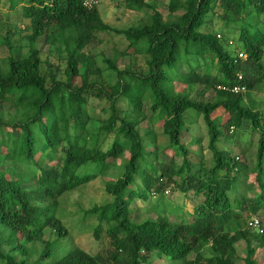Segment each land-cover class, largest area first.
<instances>
[{
    "label": "trees",
    "instance_id": "trees-1",
    "mask_svg": "<svg viewBox=\"0 0 264 264\" xmlns=\"http://www.w3.org/2000/svg\"><path fill=\"white\" fill-rule=\"evenodd\" d=\"M124 2L152 13L117 28L104 21L98 6L89 9L82 0H0V7L28 21L29 30L26 52L7 35L12 52L0 58V264H153L163 256L188 264H261L264 97L256 92L264 90V0H165L167 18L148 0ZM219 19L235 24L236 39L214 29ZM101 31L127 41L114 58H104L107 75L86 51ZM42 36L63 54L65 67L42 57ZM139 55L145 57L142 66L136 65ZM120 57L130 62L120 67ZM208 59L215 73L198 70ZM185 65L188 78L181 72ZM177 82L202 84L199 94L213 89L215 99L193 98ZM5 103L10 107L4 111ZM199 116L212 153L208 167L210 160L182 141L187 118ZM155 119L168 140L164 152L172 148L182 156L180 165L160 161L161 151L146 148V138L156 141L154 127L140 125ZM244 120L258 137L254 165L246 151L230 145ZM116 165L124 170L108 177ZM98 176L112 200L85 213L96 217L92 234L101 247L77 246L51 260L57 242L69 234L56 216L59 198ZM172 188L193 207L172 209L175 220L165 213L171 207L164 197ZM151 192L163 199L162 207H152L157 216L134 219L132 200ZM252 216L261 229L249 228ZM46 228L54 239L45 238ZM242 241L246 250L239 255ZM34 242L44 248L32 258L27 243ZM207 247L208 256L202 253Z\"/></svg>",
    "mask_w": 264,
    "mask_h": 264
},
{
    "label": "rangeland",
    "instance_id": "rangeland-1",
    "mask_svg": "<svg viewBox=\"0 0 264 264\" xmlns=\"http://www.w3.org/2000/svg\"><path fill=\"white\" fill-rule=\"evenodd\" d=\"M98 8L100 9L102 18L105 22L111 24L113 27L121 28L125 26H129L132 24H137L139 22H144L148 19V15L152 13L151 9H132L129 8L124 0H99ZM152 3L165 18L169 15V10L167 5L165 4V0H148ZM20 7V6H18ZM20 9V8H19ZM181 11L176 14H180ZM28 24L27 20L21 19L18 17V13L10 12L7 7H0V58H6L10 52L7 45L4 43L5 36H10L13 44L15 46H20L23 52H26L28 47V41L26 38L27 30L26 25ZM235 24L230 23L226 25V22L222 19L217 20L214 29L217 31L223 32L225 35L229 37L235 38L238 35V32L235 31ZM127 45L126 39L122 36L112 33L110 31L106 32H98L97 38L94 39L86 48L90 54L93 53L96 58V63L105 70V75L109 73L107 71V64L104 61V58H114L116 56V50H120L125 48ZM39 47L41 50V55L44 59L50 60L52 63L57 64L62 69L65 67V59L63 58V54L60 53L54 46L51 47V44L47 43L46 38L44 36L39 38ZM231 49V48H230ZM246 56V53H244ZM199 60H197L198 62ZM203 60H200L202 62ZM130 60L127 57H120L118 59V65L120 67H124L128 64ZM145 63V57L143 55H139L136 57V65L142 66ZM196 63V62H194ZM209 70L211 73H215L217 69L215 68V64L211 62L210 59L207 60L206 68H198L200 72L203 70ZM187 68L186 65L181 68V72L185 73V77H189L186 74ZM178 83V90H188L191 92V96L196 99H215V91L213 89L206 90L204 96L199 94L204 88L202 84H190L185 85L183 82ZM251 92L247 93L246 96L249 98L251 96ZM257 98L264 97V90L256 92ZM9 104H4L2 109L5 111L9 109ZM146 110H148V106H145ZM97 114L103 117L107 116V113L102 109L97 108ZM146 126H153L154 132L156 135V141H152L150 139H145V146L147 149L156 148L159 151V160L168 162L171 159H174L177 165L182 163L183 157L179 155H174L175 152L171 148L169 150L166 149L168 145L167 138L162 134V130L160 128V123L158 119H155L154 123H147L144 121L140 127L145 129ZM233 128V127H232ZM234 137L236 144H230L232 150L235 152H247V156L249 157L250 165L255 164V153H256V144H257V135H252L250 130V122L244 120L242 126L240 128H234ZM197 139V141L195 140ZM182 141L183 143L192 149V151L196 152L203 156L204 159L210 160L207 162V167L211 165V151L208 148V135L207 130L203 121L202 116L198 118L188 117L185 126L182 129ZM163 150V151H162ZM199 159V158H198ZM198 159L196 160L198 163ZM122 165L112 166L109 172L106 174L110 178L116 179L119 174L123 171ZM251 175V174H250ZM141 187V186H140ZM254 192V190L250 189L249 194ZM149 195V194H148ZM112 200V196L108 194L104 187V181L102 176H98L92 181H90L86 185H82L77 189L67 192L63 194L59 198V205L57 208L56 216L60 217L63 224L69 231V234L57 242L55 246V251L51 257V260L63 255L68 250L74 247H81L85 250L95 251L99 250L101 245L94 241L92 225L97 221L95 216L86 215L85 210L89 209L95 204H103L107 201ZM162 198H159L158 194L151 192L147 199H141L139 197L132 200L131 204V214L134 219H141L144 216L156 217L157 210L156 208L152 209V207H162ZM164 201L166 204L170 205L171 210L165 212L166 215L171 219L175 220V212L172 209H176L177 207L184 206V210L192 211L193 207L190 201L186 200L182 197V194L172 188L168 189L165 194ZM152 209V210H148ZM147 211V212H146ZM174 212V213H173ZM54 234L50 228H46L45 230V238L46 239H54ZM30 246L31 250H34L32 258H35L40 255L41 250L44 248L42 242H34L27 243ZM6 249V248H5ZM238 254L242 255L245 250V242L242 241L237 244ZM208 251H210L209 247L202 251L203 255H209ZM257 258L264 257V250L261 248L258 250L256 254ZM194 255H192L189 259H193ZM153 264H188L184 262V260H175L169 259L168 257H154ZM236 264H244L241 259H238ZM264 264V261L261 263Z\"/></svg>",
    "mask_w": 264,
    "mask_h": 264
},
{
    "label": "built area",
    "instance_id": "built-area-1",
    "mask_svg": "<svg viewBox=\"0 0 264 264\" xmlns=\"http://www.w3.org/2000/svg\"><path fill=\"white\" fill-rule=\"evenodd\" d=\"M99 2H100L99 0H82L83 5L89 9H91L95 6H98ZM218 36H220V34H218ZM239 56L243 57L244 56L243 52H240ZM245 57H243V58H245ZM240 90H242V88L240 86L235 87V91H240ZM243 91H245V90L243 89ZM248 224H249V227L252 229H258V230L261 229V221L256 216L251 217Z\"/></svg>",
    "mask_w": 264,
    "mask_h": 264
},
{
    "label": "clouds",
    "instance_id": "clouds-1",
    "mask_svg": "<svg viewBox=\"0 0 264 264\" xmlns=\"http://www.w3.org/2000/svg\"><path fill=\"white\" fill-rule=\"evenodd\" d=\"M253 217V216H252ZM251 218V217H250ZM250 220V219H249ZM249 222V221H248ZM248 226H249V224H248ZM250 228V227H249ZM250 229H252V228H250ZM252 230H258V229H252Z\"/></svg>",
    "mask_w": 264,
    "mask_h": 264
}]
</instances>
